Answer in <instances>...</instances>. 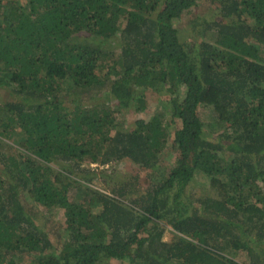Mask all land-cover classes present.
I'll return each mask as SVG.
<instances>
[{
  "label": "trees",
  "instance_id": "1",
  "mask_svg": "<svg viewBox=\"0 0 264 264\" xmlns=\"http://www.w3.org/2000/svg\"><path fill=\"white\" fill-rule=\"evenodd\" d=\"M0 84V264H264V0H0Z\"/></svg>",
  "mask_w": 264,
  "mask_h": 264
},
{
  "label": "rangeland",
  "instance_id": "2",
  "mask_svg": "<svg viewBox=\"0 0 264 264\" xmlns=\"http://www.w3.org/2000/svg\"><path fill=\"white\" fill-rule=\"evenodd\" d=\"M211 10L209 12L203 13L202 16L207 18H213L215 16V13L213 10L214 5L210 6ZM203 8H206L205 6ZM207 10V9H203ZM204 11V12H205ZM192 18L191 15L187 14V19ZM181 20L176 19L175 23L179 24ZM183 28H185L183 26ZM189 32L187 28H185ZM118 39L115 37V40ZM163 93H155L149 98L150 102L146 109L144 110H136L134 107L129 109H123L120 110V120L122 122V126H126L127 124H131L136 118L138 117H145L149 118L154 111H157L160 108V105H162L161 96ZM171 94H167L166 98H169ZM13 98L12 91L9 89L8 86L0 84V100L5 101L8 99ZM166 105V102L164 106ZM163 109V106H162ZM200 115L203 119V126L206 132V135H208L209 138H216L219 128H217V125L212 123V106L210 105H201L199 108ZM167 116H169L167 114ZM127 120V122H125ZM125 122V123H124ZM170 142V141H169ZM166 162H173L175 159V153L171 151L170 149L166 153ZM92 165H95L94 163ZM100 168H104L106 170V175L110 179H128L132 175L141 174L142 181L146 183V171L144 168H141L137 163L133 162L132 160L128 158H123L120 160H114L108 164L100 165ZM208 176L202 172L198 173L195 179V186L197 188L205 187L208 185L209 180ZM96 184H99V187L104 189L106 186L102 184L101 182H97ZM51 212V211H50ZM39 223L41 225H44L45 228L51 230V236L55 240L54 244L58 245L56 241H59V231H63V225L65 224V214L62 208L55 210L54 213H45L41 214L39 217ZM170 229H167L165 232V238L170 239L173 235V231L171 230V226H169ZM34 255L31 253H22L19 257V263L20 264H33ZM102 264H125L124 262L119 261L118 259L111 258L107 261L103 262Z\"/></svg>",
  "mask_w": 264,
  "mask_h": 264
}]
</instances>
